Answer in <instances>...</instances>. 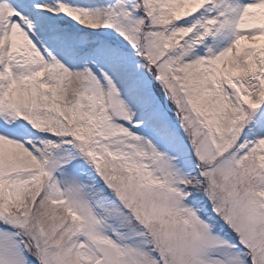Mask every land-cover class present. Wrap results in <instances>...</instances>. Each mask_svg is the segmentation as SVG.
I'll return each instance as SVG.
<instances>
[{"label": "snow or ice", "instance_id": "obj_1", "mask_svg": "<svg viewBox=\"0 0 264 264\" xmlns=\"http://www.w3.org/2000/svg\"><path fill=\"white\" fill-rule=\"evenodd\" d=\"M0 264H264V0H0Z\"/></svg>", "mask_w": 264, "mask_h": 264}]
</instances>
